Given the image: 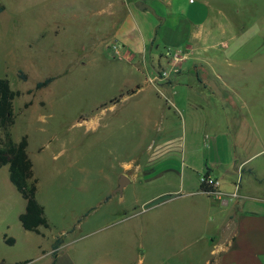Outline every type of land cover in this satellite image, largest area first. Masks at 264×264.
<instances>
[{"label":"rangeland","instance_id":"obj_1","mask_svg":"<svg viewBox=\"0 0 264 264\" xmlns=\"http://www.w3.org/2000/svg\"><path fill=\"white\" fill-rule=\"evenodd\" d=\"M136 1L0 0V78L20 93L9 133L14 143L27 140L50 223L40 233L22 229L15 214L25 202L1 166L0 264H52L57 254L58 264L214 263V210L202 219L189 197L146 181L152 170L168 168L173 180L180 177L188 128L164 106L165 92L145 82L172 75L174 53H182L179 71L189 56H208V71L223 76L217 88L237 93L235 118H245L249 151L251 138L264 149V0H140L155 13ZM169 1L167 22L200 23L209 36L205 53L201 42L185 47L186 35L177 46L160 38ZM49 77L47 87L33 89ZM257 160L264 173V155ZM124 174L130 184L115 193Z\"/></svg>","mask_w":264,"mask_h":264},{"label":"crops","instance_id":"obj_2","mask_svg":"<svg viewBox=\"0 0 264 264\" xmlns=\"http://www.w3.org/2000/svg\"><path fill=\"white\" fill-rule=\"evenodd\" d=\"M160 4L162 5L161 2ZM164 7L166 9L163 14L166 17L163 20L160 38L167 44L176 46L185 42L187 38L191 43L183 46L190 49L195 48V42H201L200 48L205 53L209 48L206 44L209 36L198 29L200 23L192 22L190 19H182L181 24L169 23L167 8H173V2H166ZM201 15L200 11L199 16ZM128 17L129 13L125 15V18ZM124 58L130 62L134 55L127 52ZM211 61L208 56H189L180 63V71L169 75L167 79H155L154 75L150 79L151 81L155 79L156 83L150 82V79L146 80L145 85L151 84L154 93L165 92L167 100L164 106L168 111L173 110L174 113H178L188 128V133L182 140L183 170L180 177L173 180L171 177L173 171L168 168L164 171L160 170L159 175H155L158 170H152L146 181L169 187L167 191L169 194L179 193L183 194L180 196L189 197L191 202L194 201L195 205L202 207V210L198 211L202 219H205L209 208L214 210L213 224L217 229L210 234H217L211 236L209 240L211 244L209 255L214 258L213 264H264V173L258 171L253 164L264 155V149H259L258 140L250 137L253 139V145L251 143L252 147L249 151L250 145L248 147L246 145L249 137H245L243 133L245 118L238 116L239 114L238 120L235 118L239 113L236 112L237 93L233 90L217 88L214 81H222L223 76L208 71ZM140 89L135 90L132 95ZM28 91L34 90L28 89ZM27 104L30 106V103ZM233 119H236L234 133L231 131ZM166 125L170 126L171 122L166 121ZM168 145L170 144H165ZM32 165L35 174L33 162ZM203 175H209L219 181L218 190L224 194L222 200L197 193L200 189L198 178ZM157 176L160 179L155 181ZM246 176L247 178L244 179ZM239 179L240 183L237 185ZM156 196L158 195L154 197ZM36 200L43 207L44 216L48 221L46 207L39 198L38 188ZM25 205L26 203L21 213L17 211L15 214L18 221L19 215L25 211ZM39 229L49 230L43 227ZM0 235L2 237L5 235V229ZM59 258L60 254L55 255L54 264H58ZM69 263L73 264V262Z\"/></svg>","mask_w":264,"mask_h":264},{"label":"trees","instance_id":"obj_3","mask_svg":"<svg viewBox=\"0 0 264 264\" xmlns=\"http://www.w3.org/2000/svg\"><path fill=\"white\" fill-rule=\"evenodd\" d=\"M3 10L4 7L0 6V12ZM18 77L26 80V75L22 72L18 73ZM53 80V77H49L37 82L34 89L41 90ZM27 93L30 94L31 91ZM19 95V92L10 89L7 79L0 78V134H2L0 137V167L8 166L9 182L26 203L24 213L19 215L21 227L25 231L38 233L40 227L47 229L49 224L44 216L43 207L36 200L37 181L34 178L32 162L27 154V140L23 137L18 143H14L9 133L10 127L14 124L12 102ZM7 242L11 243L12 240H7ZM56 243L58 244V240Z\"/></svg>","mask_w":264,"mask_h":264},{"label":"built area","instance_id":"obj_4","mask_svg":"<svg viewBox=\"0 0 264 264\" xmlns=\"http://www.w3.org/2000/svg\"><path fill=\"white\" fill-rule=\"evenodd\" d=\"M181 54L180 53L172 54L168 62V65H170L171 67L170 70L173 73H176L178 71L177 62H180L183 59V57L180 56ZM168 77H169L168 73H166V71H163L156 77V79H167ZM199 186L200 189L198 190L197 193L206 195L208 197L214 198L219 201L222 200V198L224 197V194L218 190L219 181L209 175H203L199 177ZM234 196H236V194H234Z\"/></svg>","mask_w":264,"mask_h":264},{"label":"water","instance_id":"obj_5","mask_svg":"<svg viewBox=\"0 0 264 264\" xmlns=\"http://www.w3.org/2000/svg\"><path fill=\"white\" fill-rule=\"evenodd\" d=\"M136 5L138 6L139 10H141V11L148 10V11H150L152 13H155L154 9L150 5L144 3V2H142L140 0L136 1ZM128 183H129L128 178L125 175H121L120 178H119L118 186H117V188L115 190V193L116 192H121L123 190V188L126 185H128Z\"/></svg>","mask_w":264,"mask_h":264}]
</instances>
